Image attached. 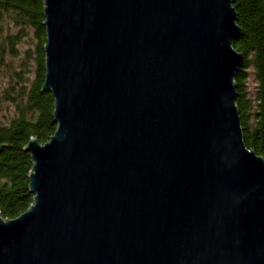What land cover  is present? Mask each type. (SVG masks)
<instances>
[{
    "label": "water",
    "instance_id": "95a60500",
    "mask_svg": "<svg viewBox=\"0 0 264 264\" xmlns=\"http://www.w3.org/2000/svg\"><path fill=\"white\" fill-rule=\"evenodd\" d=\"M234 1L42 0L56 127L22 147L33 201L0 214V264H264Z\"/></svg>",
    "mask_w": 264,
    "mask_h": 264
},
{
    "label": "trees",
    "instance_id": "16d2710c",
    "mask_svg": "<svg viewBox=\"0 0 264 264\" xmlns=\"http://www.w3.org/2000/svg\"><path fill=\"white\" fill-rule=\"evenodd\" d=\"M233 5L240 30L231 44L243 56L234 76L235 104L245 145L264 157V0H235ZM42 7V0H0V11L6 12L21 28L19 33L0 39V68L9 67L4 60L6 53L18 55L16 45L29 29L35 38L33 45L24 52L21 63L17 67L10 65V77L0 87V110L2 104L7 103L13 109L10 117L0 122V143L11 144L5 145L0 152L2 217H16L33 201V193L28 191L30 154L22 147L30 135L41 143L46 142L56 127L53 97L49 91L41 90L45 72ZM250 72L256 83L254 96L249 95L246 84Z\"/></svg>",
    "mask_w": 264,
    "mask_h": 264
},
{
    "label": "rangeland",
    "instance_id": "374dc122",
    "mask_svg": "<svg viewBox=\"0 0 264 264\" xmlns=\"http://www.w3.org/2000/svg\"><path fill=\"white\" fill-rule=\"evenodd\" d=\"M20 29H21L20 26L15 25L12 19L9 17V15L6 12L0 11V39L6 38L7 36H10V35L17 34L19 33ZM34 41H35V38L33 35V31L29 29L26 35L20 37V41L16 45L18 55L13 56L10 53H6L4 55V60L6 61V65H8L9 67L10 65L11 67L13 66L17 67L19 63H21L22 61L21 59L25 56L24 52L33 45ZM30 64L33 67V63H30ZM9 67H7V69L0 68V87L2 85H5L7 80L10 77L9 72H8ZM29 75L30 77L33 76L32 73ZM246 84H247V88L249 91V95L254 96L256 83L254 81V77L251 72L249 74ZM2 105L3 107L0 110V122L6 121L10 117V115L13 113V109L11 108L10 104L7 103V104H2Z\"/></svg>",
    "mask_w": 264,
    "mask_h": 264
}]
</instances>
